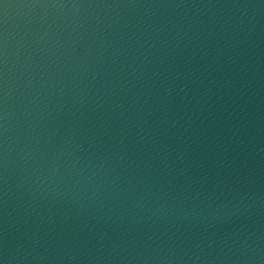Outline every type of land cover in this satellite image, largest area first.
<instances>
[{
  "label": "water",
  "instance_id": "95a60500",
  "mask_svg": "<svg viewBox=\"0 0 264 264\" xmlns=\"http://www.w3.org/2000/svg\"><path fill=\"white\" fill-rule=\"evenodd\" d=\"M4 3L0 248L35 234L46 260L26 264H138L111 248L190 250L203 238L211 260L233 233L264 245V202L206 228L176 208L197 193L211 203L237 179L264 193V0ZM31 136L25 163L17 153ZM54 152L63 179L40 191L32 170Z\"/></svg>",
  "mask_w": 264,
  "mask_h": 264
},
{
  "label": "clouds",
  "instance_id": "9594fccd",
  "mask_svg": "<svg viewBox=\"0 0 264 264\" xmlns=\"http://www.w3.org/2000/svg\"><path fill=\"white\" fill-rule=\"evenodd\" d=\"M9 7L10 5H5V15ZM178 87L180 91H183L182 84L178 85ZM168 91L171 92L172 89ZM6 96L7 93L5 92V97ZM7 125L8 112L5 103L2 113H0V135H4V140L0 141V153L3 154L5 169H7L8 152L10 151L9 145L6 142L7 136L5 135L8 131ZM35 144H39V137L31 136L24 147L17 153L20 160L27 163L25 158H31L30 153ZM64 151H66V149L61 148L59 153ZM59 153L54 152L51 155H47L46 153L40 154V160L32 170L33 183H35L36 188L40 191H44L49 184H52L54 178L57 181L63 179V173L58 163L60 159ZM78 182L79 180H77V183ZM240 184L241 181L237 179L236 187H230L227 193L222 192L221 196L216 197L215 201L211 203L202 204L197 200L199 196V193H197L196 196L192 197L190 205H185L181 208L180 205L177 204L176 208L179 209V212L182 214V219L186 220L192 227L204 225L206 228L217 220L241 216L248 212L257 201L264 202V193H258L252 188L243 190ZM247 184L248 180L245 179L244 185L247 186ZM175 211L176 209L169 211L168 215H173ZM173 235H175V233H173ZM251 236V233H248V235H244V233H233L231 237H226L223 241V247L220 248L216 256H213L211 260H209L207 256H204L202 259L203 238L193 242L190 250L180 248L179 245L175 244V241H173V246L171 248H152L151 245L146 242V246L140 251L135 247L132 248V252H135L136 255L127 253L126 256H121L120 253L116 251L117 248L120 247L119 244H115V246L111 248V253H115V258L119 260L136 261L138 264H182L185 259L191 261V264H197V262H199V264H205V261H208V264H217L218 261H231L233 257L236 258L233 264H237V262H239V264H255L256 261H260L261 264H264V245L259 244V238H257L256 241H252L250 239ZM3 238L6 241V229L3 232ZM148 240L151 241L152 237H148ZM25 243L29 246L24 247L20 244H16L10 247L5 242L3 247L0 248V264H26L29 259L37 262L46 260V256L44 255H34L36 252V244L38 243V241L35 240V234ZM104 247V245H101V248ZM97 250L99 251V249ZM150 252L154 254L150 255ZM71 253L72 249L68 248L61 259L66 258L68 261L74 260L75 257L71 255Z\"/></svg>",
  "mask_w": 264,
  "mask_h": 264
},
{
  "label": "snow or ice",
  "instance_id": "6c2138e0",
  "mask_svg": "<svg viewBox=\"0 0 264 264\" xmlns=\"http://www.w3.org/2000/svg\"><path fill=\"white\" fill-rule=\"evenodd\" d=\"M0 5H2V7H3V9L5 8V3H4V0H0ZM4 13H3V10L2 9H0V15H3Z\"/></svg>",
  "mask_w": 264,
  "mask_h": 264
}]
</instances>
